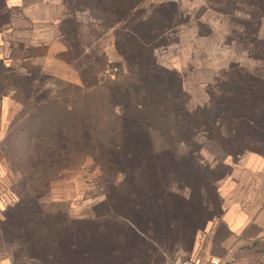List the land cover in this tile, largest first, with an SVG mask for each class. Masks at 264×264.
I'll list each match as a JSON object with an SVG mask.
<instances>
[{
    "label": "rangeland",
    "instance_id": "1",
    "mask_svg": "<svg viewBox=\"0 0 264 264\" xmlns=\"http://www.w3.org/2000/svg\"><path fill=\"white\" fill-rule=\"evenodd\" d=\"M168 2H175L178 5L181 17L177 18V21L180 22V26L171 35L155 42L157 44L155 56L162 67L176 71L182 76L183 88L189 98L188 108L191 111L200 110L206 121L216 124L219 118H223L218 104V98L223 95L222 89L223 93L229 97L234 89H238L237 94L242 97L244 104L239 112H232L227 118L225 117L227 136L224 138L219 136L217 130L209 127H202L198 131L188 130L179 136L182 139H191L190 149L181 146L182 153L198 149L196 162L200 167L199 170L187 171L189 162L174 167L161 162L156 164L153 162L155 158L148 159L147 163L140 167L156 169V172L147 175L149 176L147 181L152 186L150 189H137L138 191L135 189L134 191L138 192L137 195L135 194L136 209L132 208L133 205L125 208L121 205V211L130 221H133L137 228L139 227L140 231L148 234V238L157 239V249L161 248L165 251L175 249L179 245L185 246L187 244L185 241H188L193 228L202 230L213 217L221 216L222 202L217 190L220 182L230 174L233 165L238 164V161L248 153L264 155V129L262 128L264 123V18L261 19L260 25L257 22L258 16L264 15V3L257 7L249 3L229 4L218 0H148L146 8ZM83 5L90 6L86 2ZM81 7L73 3L69 7L67 16L77 26V35L70 41L72 43L75 41L82 51L79 67L77 68L78 64L76 66L81 82L73 85L84 86L82 79H85L90 86L97 83L105 85L109 81L124 79L127 74L126 63L114 47L116 41H123L122 34L118 36L117 33L116 37L119 38H116L115 33L119 30L109 29L104 22L98 18L96 20V13ZM65 11L67 12L66 6ZM165 24H168V20L161 19L154 21V25L150 28L156 29ZM153 33L148 36V40L155 38ZM131 44L128 48L133 49L134 43ZM38 67L31 65L27 69L31 70L32 78L35 80L32 95L40 98L47 91H52L54 96L59 95L65 98L75 93L72 83L45 76ZM239 71L241 75L236 74ZM112 75L113 78H111ZM5 85L2 81L0 91ZM9 89L6 87L2 95H11L14 107L18 110L10 122L11 125L23 107ZM249 91L253 92L255 97L258 94V99L254 97L248 101V95L251 96ZM252 109L257 114H252ZM249 119L253 120L251 124ZM10 125L0 145V218H4L7 209L18 201L15 191L20 176L5 157L4 150L7 149V145L4 143L10 134L16 131L21 132L22 126L17 123L11 128ZM166 126L170 129L173 123H168ZM21 135L18 133L19 137ZM154 140L157 146L164 145L166 141L161 137H155ZM167 159L164 158L165 161ZM118 167L129 169L133 166L119 164ZM134 167L139 169L138 165ZM138 174L129 172L126 178L127 183L137 180L135 178ZM115 177L120 181L123 180L117 174ZM111 178L110 180L103 178L98 166L88 158L82 166L63 172L52 182L47 196L41 201L47 213L67 212L71 218L75 219L103 217L109 213L106 193L110 191L106 190L104 185L106 180L111 184ZM156 185L160 187H158L160 190L156 191L153 188ZM27 213V211L15 212L13 216H16L20 226L21 223L23 224V237L30 239L31 221ZM168 220L170 223L167 225L165 222ZM57 221L59 224L63 223V220ZM191 224L192 229L189 228ZM73 226L75 231L83 233L81 238L85 241L82 243L75 241V245L78 244L77 253H72L68 248L64 258L60 253L56 254L55 263L95 264L93 257H85L89 254L86 250L93 248L88 247L84 237L85 234H93L95 227L85 225V222H79ZM18 228L8 226L6 229L7 240L11 241L7 243L6 248L12 255L15 249L16 253L20 251L17 248L21 243L16 236L20 233ZM69 229L68 227L67 230ZM150 239L152 238L148 241ZM178 240H181L182 244H178ZM29 245H23V252L26 250L27 255H31ZM187 258L189 255L181 252L174 264Z\"/></svg>",
    "mask_w": 264,
    "mask_h": 264
},
{
    "label": "trees",
    "instance_id": "2",
    "mask_svg": "<svg viewBox=\"0 0 264 264\" xmlns=\"http://www.w3.org/2000/svg\"><path fill=\"white\" fill-rule=\"evenodd\" d=\"M61 1L67 9L59 30L61 40L70 49L82 54L77 43L70 41L77 35V26L67 18L69 7L74 3L96 13V20L98 18L111 30H119L120 33L116 32L115 37L117 33L118 36L122 34L123 41H116L114 47L126 63L127 74L124 79L109 81L105 85L97 83L90 86L82 79L84 86L71 84L75 91L71 97L54 96L52 91H47L43 97L38 98L32 95L35 80L31 70L24 75L0 61V84L2 81L6 84L0 96L6 87L10 88L9 91L13 92L23 107L10 125L13 128L20 123L21 132L10 134L4 143L7 145L5 157L19 173L20 180L15 191L18 201L5 212V222L1 224V229L19 227L20 233L16 236L21 243L17 248L22 254L25 252L23 256L34 258L39 264H58L54 257L60 253L64 258L68 248L72 253L78 252L75 241L78 243L77 235L82 232L75 231L73 225L79 221H72L67 212L47 213L41 201L47 196L51 183L63 172L72 171L82 166L86 159H92L103 178L110 180L112 177L111 184L106 180L104 185L106 190H110L108 196L124 199L119 201L125 207L133 205L132 208L136 209L135 194L138 192L134 190L150 189L152 185L147 181V175L156 172V169L151 170L147 166L140 168L148 159L155 158L154 163L161 162L170 167L189 162L187 171L199 170L196 162L198 149L182 153L181 146L190 149L191 139L179 136L188 130L198 131L202 127H209L217 130L219 136L224 138L227 136L225 117L232 112H239L244 104L242 97L237 94L238 89H234L231 97L223 93L222 89L223 95L218 98V104L224 119L219 118L216 124L206 121L200 110L191 111L188 108L189 98L183 88L182 76L162 67L155 56V42L171 35L180 26L177 18L181 15L175 2L146 8L148 0ZM84 1L90 6L83 5ZM218 1L240 5L249 3L257 7L264 3V0ZM263 18L264 15L258 16V25ZM9 19L10 11L6 2L0 0V31L9 24ZM161 19L168 20V24L156 29L150 28L154 21ZM152 33L155 38L150 41L148 36ZM132 42L134 48H128ZM236 74L241 75V71ZM249 94L251 96L248 95V101L255 97L253 92L249 91ZM255 98L258 99V94ZM252 114L257 113L252 109ZM248 121L250 124L253 122L252 119ZM168 123H173L172 128L167 129ZM18 133L22 135L19 137ZM155 137L166 140L164 145L157 146ZM164 158L168 159L165 161ZM119 164H130L133 167L120 169ZM134 165H138L139 169ZM129 172L139 173L133 183L126 181ZM115 174L123 180L120 181ZM158 187L156 185L153 188L157 191L160 190ZM21 211H27L30 215V239L23 237V224L20 226L16 216H13V213ZM58 219L63 220V223L59 224ZM124 220L127 222L126 218ZM128 222L130 228H135L130 219ZM23 245L31 246V255L28 256L26 250L23 252Z\"/></svg>",
    "mask_w": 264,
    "mask_h": 264
},
{
    "label": "crops",
    "instance_id": "3",
    "mask_svg": "<svg viewBox=\"0 0 264 264\" xmlns=\"http://www.w3.org/2000/svg\"><path fill=\"white\" fill-rule=\"evenodd\" d=\"M60 1L5 0L10 19L0 31V61L6 67L26 75L28 66L36 65L45 75L72 84L81 82L76 65L82 56L60 38L59 29L66 12ZM17 111L11 95L0 96V145ZM238 162L217 190L222 202L221 216L213 217L202 230L193 228L184 247L157 249V239L149 237L152 239L148 241V234L135 224V228H130L127 215L121 211V205L123 208L125 205L106 193L107 215L94 219L69 216L72 221L95 226L93 234L84 235L88 247L93 248L86 250L89 254L85 257H93L95 264H174L178 254L185 252L189 255L187 259L264 264V155L248 153ZM169 220L165 222L167 225ZM4 222L5 217L0 218V264H39L34 258L24 257L21 251L16 253V249L13 255L8 252L6 230L1 229ZM82 234L77 235L81 243L85 241ZM177 242L182 244L181 240Z\"/></svg>",
    "mask_w": 264,
    "mask_h": 264
},
{
    "label": "built area",
    "instance_id": "4",
    "mask_svg": "<svg viewBox=\"0 0 264 264\" xmlns=\"http://www.w3.org/2000/svg\"><path fill=\"white\" fill-rule=\"evenodd\" d=\"M181 264H222V262L217 258H210L208 260L187 259L184 260Z\"/></svg>",
    "mask_w": 264,
    "mask_h": 264
}]
</instances>
